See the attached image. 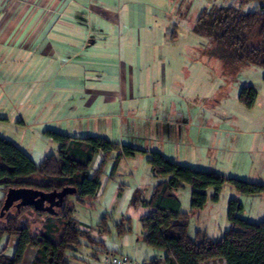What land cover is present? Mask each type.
<instances>
[{
	"label": "crops",
	"instance_id": "1",
	"mask_svg": "<svg viewBox=\"0 0 264 264\" xmlns=\"http://www.w3.org/2000/svg\"><path fill=\"white\" fill-rule=\"evenodd\" d=\"M211 5L237 4L235 0L0 3V135L36 164L53 153L36 146L37 134L47 129L74 137L100 135L146 151L121 158L114 170L115 153L105 160L94 199L77 204L74 211L79 229L88 226L94 242L80 239L66 252L69 264H99L112 254L143 264L158 254L142 239L140 219L149 209L138 201L149 198L159 181L147 155L159 151L167 156V146L171 151L187 146L192 119L201 123L204 117L197 113L192 117L188 103L182 108L173 106V99L164 101L165 64L151 51L157 63L153 71L143 72L142 43L153 50L156 43L179 41L192 32L201 10ZM168 87L173 89L174 84ZM3 124L9 125L10 135ZM43 140L53 142L46 136ZM102 160V153L94 155L90 176ZM5 192L0 187V207ZM104 216L108 217L105 233L98 226ZM122 218L130 219L132 230L117 234L114 225ZM14 245L12 238L0 239V250L7 255L13 254ZM34 252L26 249L22 264H29Z\"/></svg>",
	"mask_w": 264,
	"mask_h": 264
},
{
	"label": "trees",
	"instance_id": "2",
	"mask_svg": "<svg viewBox=\"0 0 264 264\" xmlns=\"http://www.w3.org/2000/svg\"><path fill=\"white\" fill-rule=\"evenodd\" d=\"M235 1L237 5H211L202 9L192 32L207 37L213 54L229 69L246 64L264 66V0ZM249 3H254V8L245 10L243 6ZM256 98L252 86L243 87L239 95L248 107L253 106ZM43 135L57 144V150L39 164L13 141L0 135V187L4 191L30 187L51 192L70 186L76 192L66 195L56 215L37 211L32 206L19 210L12 206L6 211L0 217V239L5 235L15 245L12 255L0 250V264H22L28 248L35 251L29 264H69L66 252L76 247L80 239L94 242L88 230L79 229L74 211L77 204L94 199L105 160L115 153L114 170L121 158L146 152L100 135L74 137L51 129L44 130ZM99 152L103 160L90 176V164ZM148 163L159 181L149 198L138 203L149 209L140 219L143 242L158 254L143 264H203L215 259L225 264H264V219L255 222L240 217L242 203L232 198L227 211L230 228L220 239H213L199 229L191 235L189 212L181 210L174 193L189 185L192 211L204 207L208 188L213 190L211 200L217 201L226 183L242 194L264 193V183L182 165L159 151L149 152ZM107 219L105 216L100 219V232H108ZM114 226L117 234L132 230L128 218H122Z\"/></svg>",
	"mask_w": 264,
	"mask_h": 264
},
{
	"label": "rangeland",
	"instance_id": "3",
	"mask_svg": "<svg viewBox=\"0 0 264 264\" xmlns=\"http://www.w3.org/2000/svg\"><path fill=\"white\" fill-rule=\"evenodd\" d=\"M243 8L251 10L254 3ZM189 32L173 44L156 43L153 50L142 43L143 72L149 68L153 71L157 63L153 58L155 54L150 56L151 51H156L158 60L165 64L168 89L164 101L173 99L171 103L176 104L173 106L179 104L182 108H186L188 103L192 117H195L194 113L204 117L201 123L192 119L190 139L185 140L187 146L179 147L177 151H171L172 148L167 146L166 157L192 168L264 183V66L246 64L229 69L222 59L213 54L212 43L207 37L195 35L191 30ZM170 82L174 84L173 89L168 87ZM245 86H252L257 92L251 107L239 99ZM2 127L6 134H11L8 124ZM42 134H37L35 138L37 148L55 153L57 144L43 140ZM174 193L180 201L181 210L189 212L191 235L199 229L213 239H220L230 228L227 211L232 198L242 203L240 217L255 222L264 219V193L242 194L226 183L217 201L211 200L213 190L208 188L204 207L192 211L191 187L184 185ZM136 194H141L139 189H136ZM213 264L225 263L218 259Z\"/></svg>",
	"mask_w": 264,
	"mask_h": 264
},
{
	"label": "water",
	"instance_id": "4",
	"mask_svg": "<svg viewBox=\"0 0 264 264\" xmlns=\"http://www.w3.org/2000/svg\"><path fill=\"white\" fill-rule=\"evenodd\" d=\"M75 192L76 189L70 186L51 192H44L30 187L8 188L0 207V217L12 206L17 210L23 206H32L37 211L56 215V209L62 206L66 195H71Z\"/></svg>",
	"mask_w": 264,
	"mask_h": 264
},
{
	"label": "built area",
	"instance_id": "5",
	"mask_svg": "<svg viewBox=\"0 0 264 264\" xmlns=\"http://www.w3.org/2000/svg\"><path fill=\"white\" fill-rule=\"evenodd\" d=\"M5 0H0L2 3ZM88 226H84V230H88ZM99 264H142L133 261L132 259L122 256V255H108L104 259H102Z\"/></svg>",
	"mask_w": 264,
	"mask_h": 264
}]
</instances>
